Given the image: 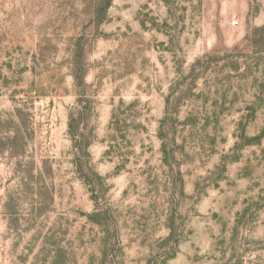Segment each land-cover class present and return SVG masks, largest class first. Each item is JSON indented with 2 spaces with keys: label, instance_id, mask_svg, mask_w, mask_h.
Instances as JSON below:
<instances>
[{
  "label": "rangeland",
  "instance_id": "374dc122",
  "mask_svg": "<svg viewBox=\"0 0 264 264\" xmlns=\"http://www.w3.org/2000/svg\"><path fill=\"white\" fill-rule=\"evenodd\" d=\"M0 264H264V0H0Z\"/></svg>",
  "mask_w": 264,
  "mask_h": 264
},
{
  "label": "built area",
  "instance_id": "2783aa9c",
  "mask_svg": "<svg viewBox=\"0 0 264 264\" xmlns=\"http://www.w3.org/2000/svg\"><path fill=\"white\" fill-rule=\"evenodd\" d=\"M232 23H233V24H235V23H236V21H235V20H233V21H232Z\"/></svg>",
  "mask_w": 264,
  "mask_h": 264
}]
</instances>
